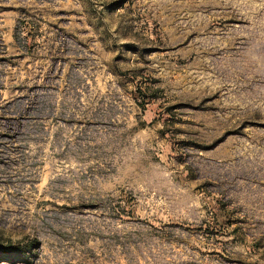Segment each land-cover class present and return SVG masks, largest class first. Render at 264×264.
Segmentation results:
<instances>
[{"label":"rangeland","instance_id":"rangeland-1","mask_svg":"<svg viewBox=\"0 0 264 264\" xmlns=\"http://www.w3.org/2000/svg\"><path fill=\"white\" fill-rule=\"evenodd\" d=\"M0 264H264V0H0Z\"/></svg>","mask_w":264,"mask_h":264}]
</instances>
